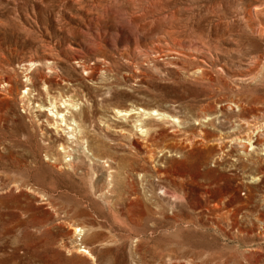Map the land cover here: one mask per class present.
<instances>
[{"label":"rangeland","instance_id":"obj_1","mask_svg":"<svg viewBox=\"0 0 264 264\" xmlns=\"http://www.w3.org/2000/svg\"><path fill=\"white\" fill-rule=\"evenodd\" d=\"M0 264H264V0H0Z\"/></svg>","mask_w":264,"mask_h":264},{"label":"bare ground","instance_id":"obj_2","mask_svg":"<svg viewBox=\"0 0 264 264\" xmlns=\"http://www.w3.org/2000/svg\"><path fill=\"white\" fill-rule=\"evenodd\" d=\"M79 1V0H78ZM50 62L51 63H53L51 60H50ZM45 63V62H44ZM49 63V62H48ZM32 64V63H31ZM36 64V63H35ZM39 64V63H38ZM38 64H37V66H38ZM34 66V65H33ZM36 68V67H35ZM38 69V68H37ZM25 80L26 81H29V82H31V86L34 88L35 87V84H36V81H34V80H32V78L30 77V76H27L26 78H25ZM42 81H44V82H42V84H45L46 82L49 84L50 83V81L49 80H46L45 78H43V80ZM57 82V81H56ZM57 84V83H56ZM25 87H27V89L26 90H24V92L25 93H27L28 92V89L30 88V86H28V85H26ZM35 89V88H34ZM41 89H43V88H41ZM37 91V90H36ZM38 92V91H37ZM24 93V94H25ZM52 104V107L51 108H48V110L51 112V114H53L54 115V119L56 120V122H60V124L61 123H63V124H65L66 125V128H67V132H68V137L69 138H72V137H74L73 139H75V136H76V134H81V130L80 129H75L72 125H68V123L66 122V119H65V114L64 113H62L61 111H59V110H52V108L53 107H55V104H54V102L53 103H51ZM74 102L73 101H71V100H69L68 102H67V110H68V107H74ZM140 111H143V109H140ZM117 112L118 113H121V114H124V115H126V114H128L127 113V110H117ZM143 113H146V112H144L143 111ZM150 113H152L153 115H161V116H164V114L163 113H161V112H158L157 110H155V109H151L150 110ZM71 121H73V119H71ZM141 129V128H140ZM80 136V135H79ZM76 137H78V136H76ZM80 137H82V136H80ZM78 230H79V228H78ZM80 251H83V252H86V253H88L89 255H90V253H89V251L88 250H86L85 248H81L80 249Z\"/></svg>","mask_w":264,"mask_h":264}]
</instances>
